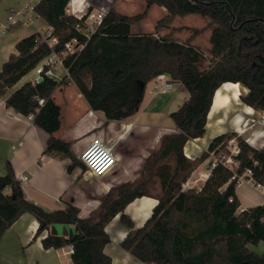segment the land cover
<instances>
[{
    "label": "trees",
    "instance_id": "16d2710c",
    "mask_svg": "<svg viewBox=\"0 0 264 264\" xmlns=\"http://www.w3.org/2000/svg\"><path fill=\"white\" fill-rule=\"evenodd\" d=\"M1 1V0H0ZM71 0H38L34 12L52 28L58 43L51 48L37 33L16 43L0 70V96L16 111L34 114V122L49 133L45 154L68 158V170L85 166L72 144L56 135L61 126V107L53 99L54 90L74 83L92 111H101L108 121L136 115L146 85L159 74L181 82L188 97L170 113L176 131L162 136L160 146L145 159L140 176L113 186L90 215L79 216V209L68 203L64 209L48 211L26 198L21 180L12 165L0 173V236L23 213L39 221L37 234L54 223H73L72 238L49 233L45 248L72 245L73 264H112L105 252L111 241L106 225L118 214L129 227L121 246L147 264H264V250L252 246L264 242V203L240 209L233 172L217 163L200 190L183 189L182 183L210 152L221 154L236 139L239 152L237 171L252 170V179L264 184V146L255 147L237 132L216 136L200 158L191 160L184 153L189 139L202 137L216 90L224 82L247 87L242 101L264 111V0H146V8L128 14L112 6L97 29L87 37L82 18L67 11ZM166 13L154 31L135 32L133 25L147 17L152 6ZM197 14L213 25L207 55L191 38L177 39L172 27L179 15ZM76 38L84 47L70 54L65 65L70 77H45L23 83L8 93L38 62ZM208 61L206 66L202 63ZM44 98V104L39 99ZM159 183V192L151 188ZM153 195L158 203L141 227H135L125 207L137 197Z\"/></svg>",
    "mask_w": 264,
    "mask_h": 264
},
{
    "label": "crops",
    "instance_id": "0c3cea01",
    "mask_svg": "<svg viewBox=\"0 0 264 264\" xmlns=\"http://www.w3.org/2000/svg\"><path fill=\"white\" fill-rule=\"evenodd\" d=\"M118 4L122 9L128 5L125 1L116 0L114 6L117 7ZM94 6V3L87 4L86 9L93 11ZM12 10L16 9L9 7L8 15ZM18 25L9 29H15ZM38 28L40 27L36 24L33 33H36ZM31 34L15 29L8 44H0V70L10 54L17 53V41ZM21 80L9 89L8 93L16 90ZM239 84V99H235L233 91H229L225 93L229 102H223L218 108H214L212 102L204 135L186 142L184 153L191 160L200 158L208 150L212 140L226 132H237L255 147L264 146V111L255 110L242 101L241 96L247 93L248 89ZM181 85L179 95L169 104L170 110L178 108L189 95L185 86L182 83ZM53 99L61 107V126L56 135L71 142L78 157L93 139L100 138L114 146L117 162L102 176H92L81 167H76L70 172V159L44 153L49 133L28 115L8 107L5 97L0 96V173L7 171L9 162L18 178L27 175L28 181L21 182L26 198L48 211L64 209L71 203L78 207L79 216L90 215L99 207L101 198L113 186L137 179L147 156L160 146L162 136L176 131V126H172L161 131L155 138H125L133 129V121H129V118L108 121L103 112L92 111L74 83L58 86L53 92ZM235 143L236 139L231 140L221 154L230 153L232 147L237 145ZM219 155L210 152L186 179L188 185L185 189L200 190L211 173L213 161ZM243 184H248L258 191L262 199L250 204L251 194L240 191ZM243 184L237 186L241 210L264 203L262 188L253 186L251 182ZM153 186L152 191L159 189L158 182ZM243 202H246V205ZM157 203L158 199L153 195L137 197L126 205L125 213L132 218L135 227H141L152 215ZM38 227L39 221L32 213L21 214L0 236V264H73L72 245L45 248L42 240L49 233L72 238L76 233L74 224L54 223L40 234H37ZM105 229L111 240L105 246V252L112 257V264H147L121 246L120 243L127 236L129 227L123 223L120 214L116 215Z\"/></svg>",
    "mask_w": 264,
    "mask_h": 264
},
{
    "label": "rangeland",
    "instance_id": "374dc122",
    "mask_svg": "<svg viewBox=\"0 0 264 264\" xmlns=\"http://www.w3.org/2000/svg\"><path fill=\"white\" fill-rule=\"evenodd\" d=\"M38 0H1L0 1V29L1 24H4L7 21L9 7H14L16 10H26V5L28 3H37ZM80 5L78 8H82L83 12H86L87 4L94 3L96 5L106 4L108 6H114L116 0H77ZM125 1L128 5L126 8H121V5L118 4L116 7L120 11H124L128 14H137L141 13L146 8V0H121ZM76 3V5H77ZM166 13L164 7L152 6L149 10L147 17L144 20L137 22L133 25V30L135 32H145V31H154L157 21ZM80 14V13H79ZM29 16L33 17L34 21L29 20ZM22 23L15 27V29L24 31L26 33H33L36 30V24L42 28H47L48 25L43 21V19L35 14L34 11L28 10L26 16L22 17ZM27 22V24H25ZM213 25L210 23V19L202 17L197 14H188V15H179L176 17L172 23V27L164 29L163 34L172 32V34L179 40L185 41L188 38H191L192 42L199 46L207 55L210 50V34L212 31ZM15 29H9L6 33L2 34L0 32V44H8L9 39L13 35ZM208 61L202 63V66H206ZM35 73L32 70L29 74L22 78L21 82L16 86L15 89L19 88L23 83L30 81L34 78ZM153 86V82H149L146 85V90L144 94L143 101L140 105L138 113L129 118V121H133V129L125 138H155L161 131H165L169 127L175 126L174 121L170 115L171 111H174L176 108L170 110L169 104L174 97H177L180 93L181 83L174 81V87L167 93H157L152 94L150 92ZM188 95V94H187ZM174 109V110H173ZM122 127V126H121ZM117 129V128H116ZM119 129V127H118ZM117 129V130H118ZM237 143V140H236ZM235 143V144H236ZM154 189V186H153ZM241 193L246 192L251 194V199L249 200L250 204L260 201L262 199L261 195L255 189L249 187L248 184H243L240 187ZM159 192V189L156 191L153 190V193ZM246 201V200H245ZM248 202V201H247ZM244 204L246 202H243ZM246 205V204H245ZM257 252H263L264 242H261L258 246H252Z\"/></svg>",
    "mask_w": 264,
    "mask_h": 264
},
{
    "label": "built area",
    "instance_id": "2783aa9c",
    "mask_svg": "<svg viewBox=\"0 0 264 264\" xmlns=\"http://www.w3.org/2000/svg\"><path fill=\"white\" fill-rule=\"evenodd\" d=\"M79 5V3L76 5V3L71 0L67 7V11L71 14H74L75 16H78L79 18H82L85 14L87 15L83 24H77V28H83L86 36L89 37L97 29L99 24H101L103 18L108 13L111 6L99 4L94 6L95 8L93 11L86 10V12H83L82 8H78ZM34 6L35 4L29 3L25 7L26 10H12L7 17V21L4 24H1L0 32L3 34L12 26L21 24L23 22L22 17L27 15L28 10L34 11ZM29 20L33 21L31 16H29ZM25 24H27V22H25ZM36 33L39 35L40 40L47 42L51 48H54V46L58 43V38L53 36L52 28L50 26L47 28H38ZM83 47L84 44L80 43L76 38H73L72 40L65 43L63 49H53L52 52L43 57L33 69L35 76L30 80L31 83L36 84L42 81L45 77L56 80H62L64 77H70L69 69L65 65V60L70 54L80 51ZM152 82L153 86L150 90L152 94L167 93L174 87V81L167 74H159L152 80ZM44 102V98L39 99L40 105H43ZM28 116L30 119H33L34 114L31 113ZM238 152V145L233 146L230 153H222L217 159L213 161L212 168L217 163H222L233 172L232 176L230 177V181H235L237 186L246 182H251L253 186L262 188L261 192L264 197V184L257 183L252 179L251 169H246L242 173L237 171V168L239 167V161L235 155H237ZM212 153L214 152L212 151ZM79 159L85 166L87 173L92 176H102L108 173L117 162L114 146L105 143L100 138L93 139L81 152ZM19 179L21 182H26L28 181V176L22 175ZM187 185L188 180L182 183V188L185 189Z\"/></svg>",
    "mask_w": 264,
    "mask_h": 264
},
{
    "label": "bare ground",
    "instance_id": "6f19581e",
    "mask_svg": "<svg viewBox=\"0 0 264 264\" xmlns=\"http://www.w3.org/2000/svg\"><path fill=\"white\" fill-rule=\"evenodd\" d=\"M73 2L77 3V0H73ZM233 91V96L235 99H239L240 94V84L235 82H226L224 83L221 88H219L214 96L213 106L214 108H218L221 106L223 102H229L228 97L225 93Z\"/></svg>",
    "mask_w": 264,
    "mask_h": 264
}]
</instances>
